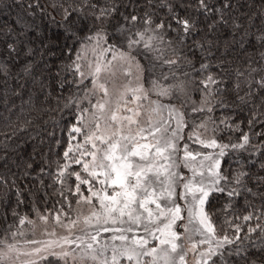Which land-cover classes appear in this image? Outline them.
Segmentation results:
<instances>
[{"label":"trees","instance_id":"trees-1","mask_svg":"<svg viewBox=\"0 0 264 264\" xmlns=\"http://www.w3.org/2000/svg\"><path fill=\"white\" fill-rule=\"evenodd\" d=\"M208 4L212 10L205 13L197 10L196 0H0V241L18 230L21 219L67 213L77 199L74 175L63 185L56 179L58 165L68 164L63 154L73 137L71 129L80 110L87 107V83L79 82L77 73L69 70L76 48L88 41L86 37L102 31L107 47L116 44L118 50L128 51L118 31L119 25H127L123 17L133 13L143 17L147 12L154 22H171L175 28L167 7L171 5L178 15L192 17L197 25L196 32L182 42L177 32L161 30L179 52L173 55L162 45V54L178 64L171 68L162 65L154 59L161 53L143 48L132 55L142 67L143 85L155 92L157 101L181 107L187 124L181 133V148L187 144L193 153L218 154L219 149L205 148L196 141L193 131L202 122L208 123L213 139L220 144L239 143L242 134L249 135L251 146L246 151L229 147L220 160L221 171L230 178L246 172L243 184L251 191L242 190L231 198L212 193L205 210L219 235L232 236L236 225L241 228L239 236L244 238L246 251L229 255L230 264H246L245 257L249 264H264V233L259 228L249 231L257 224L264 227V118L248 124L253 112L264 111V92L255 83L264 77V0H208ZM90 5L115 6L117 11L102 23L95 18L98 8ZM65 9L77 10L71 17L75 21L73 39H65ZM143 27L139 20L133 31ZM8 44L16 51H10ZM29 48L35 55H27ZM201 63L210 65L207 71L200 70ZM27 65L31 67L25 72ZM209 74L219 81L210 86L212 95L201 83ZM178 82L187 85L185 95L175 91L170 96L158 95V90ZM250 89L254 96H246ZM189 93L203 100L204 111L194 112L186 104ZM239 97L249 103H242ZM68 172L81 173L73 164ZM69 187L72 192L67 191ZM246 215L252 219L243 220ZM218 264H224V259Z\"/></svg>","mask_w":264,"mask_h":264},{"label":"snow or ice","instance_id":"snow-or-ice-1","mask_svg":"<svg viewBox=\"0 0 264 264\" xmlns=\"http://www.w3.org/2000/svg\"><path fill=\"white\" fill-rule=\"evenodd\" d=\"M90 6L98 8L97 5ZM196 6L197 10L205 13L212 10L208 0H196ZM29 7L32 5L30 4ZM167 7L172 13L171 20L177 27L174 28L171 22L166 23L163 20L159 23L154 22L152 15L147 12L143 17L135 13L124 16L123 19L131 27L122 24L119 25L118 31L125 38L128 51H119L116 44H111L104 49V52L111 53L113 60L131 62L135 59L132 55L133 51L138 52L140 48H143L149 52L161 53L154 57L160 61V64H166L170 68L176 66L178 64L176 59H166L161 52V46L166 45L173 55H179L178 49L173 47L170 41H166L165 34L161 30L177 32L182 42L185 36H192L196 32L197 25L192 17L178 15L171 5ZM75 11L77 10L73 9L69 12L65 9L63 25L67 34L65 39H73L76 35L73 32L75 21L71 19ZM116 11L115 6L99 7L95 18L102 23L106 22ZM139 20H143V29L133 31V27ZM105 35L102 31H98L85 39L95 40L99 45L100 40L105 39ZM105 43H107L106 39ZM198 47L203 49L204 45L198 44ZM7 48L12 52L16 51L13 44H8ZM27 55L32 56L35 53L29 48ZM80 59L81 56L78 54L77 59L69 66V70H73L83 78L84 73L77 62ZM30 67L27 65L25 72H28ZM209 67L207 63L200 64V70L207 71ZM100 72L101 67L97 64L95 71L91 73L93 89H98L104 96H108L105 84L97 83ZM172 75L176 78L174 72ZM162 78L168 77L162 76ZM201 83L205 89L209 90L208 94L212 95L210 86L218 84L219 81L209 74ZM255 83L264 92V77ZM90 91L95 95V91ZM138 91L141 89L131 90L133 102L141 99L136 95ZM173 91L184 92L183 82L160 89L158 95L170 96ZM215 91L218 93L219 89ZM254 95L251 89L246 94V96ZM144 98L146 99L147 96L145 95ZM239 99L242 103H249L245 97H239ZM70 102L77 105L80 103L75 100ZM88 103L95 111H90L87 107L82 108L78 117L80 126H73L71 129L73 133L83 135V142L70 144L63 154L66 159H69L72 153L70 158L72 163L81 164L83 172L87 173V178L82 177L79 172H68L70 165L65 163L62 166L58 165L59 173L56 179L63 185L70 176H75L78 183L75 184L73 194L79 196L77 203H85L92 207L90 215L84 217V224L87 228L93 229L95 234L86 229H81L80 234H77L73 229L77 227L79 219L69 218L62 221V213L56 214L54 222L64 228L67 235L48 241L41 248H36L34 251L37 254L50 249L46 255L40 257L41 260L47 261L48 264H58V262L86 264L88 261L92 264H122V261H127L128 264H187L186 257L191 252L196 256V264H218L221 258L224 259V264H230L227 260L229 255H241L246 251L244 238L239 236L240 226H235V233L232 236L219 235L211 214L205 210V205L212 193L226 194L231 198L241 195L242 190L251 191L243 184L247 173L241 171L230 178L221 171L220 160L226 154L225 149L229 147L233 150L246 151L251 146L248 134H242L241 142L231 145L220 144L216 139L205 141L196 136V141L203 147L219 149V152L215 157L211 154L193 153L188 149L187 144L182 148L179 144V141L183 139L182 130L187 126L184 114L171 105L154 102L152 111L159 116L154 124L150 121L148 127L140 126L134 119V116H139L140 112L139 110L134 112L131 108L126 109L130 115L120 117L118 107L109 117L110 121L116 124V130L106 135H98L99 121L103 118L102 114L106 111L107 104L99 100L96 103L88 100ZM204 110L203 108L193 109L194 112ZM207 110L212 111L210 107ZM85 113L91 116L89 123H85ZM261 118H264V111L259 115L253 112L252 118L248 121L249 126ZM112 123L107 125L108 129L112 128ZM90 124L94 125L95 130L90 129ZM134 124L137 125V131L124 132V127L127 126L130 129V126ZM195 127L205 128L206 126L201 123ZM181 151L183 156H180ZM84 157L91 159L85 161ZM197 157L200 159L197 160ZM205 161L210 163L205 164ZM181 163L191 170L190 177L184 178L177 171ZM96 183H99L100 188H95ZM80 185H89V196L83 195ZM178 188L181 189L179 193ZM67 191L72 192L73 189L69 187ZM60 194L63 195L64 192L61 191ZM178 199L184 202L183 206L177 202ZM41 219L47 222L48 218L41 216ZM251 219V215L243 217L245 221ZM24 222V219L20 220L21 224ZM257 228L264 233V227L259 224L250 228L249 231L255 232ZM101 233L112 235L101 241ZM50 235L56 234L53 231ZM30 243L41 242L30 241ZM261 243H264V240ZM8 247L11 249L14 245ZM56 248L60 251H56ZM49 256L53 259L49 260ZM245 261L249 264L246 257Z\"/></svg>","mask_w":264,"mask_h":264},{"label":"rangeland","instance_id":"rangeland-1","mask_svg":"<svg viewBox=\"0 0 264 264\" xmlns=\"http://www.w3.org/2000/svg\"><path fill=\"white\" fill-rule=\"evenodd\" d=\"M107 48L105 44V40L101 39L99 45H97L95 40L87 41L86 43L78 46L76 48V51L74 52V60L77 59V55L79 54L81 56V59L77 61L80 66L81 70L84 73V77L81 78V76L77 73V79L80 82L86 81L87 88H88V100H91L92 103H96L98 100L105 102L107 104L106 111L102 114L103 118L99 121L100 123V130L97 133L98 135H106L111 131L116 130V124L112 123L109 119V117L112 114V111L117 109L119 107L118 116L123 117L130 115L126 111L127 108L133 109L135 112L136 110H139L140 115L134 116V119H136L139 122L140 126L148 127L149 122L155 123L159 116L155 113H153L152 108L154 107V102L157 101V97H155V92L149 90L148 88H145L143 85V76H142V67L138 63L137 59L135 58L133 61L129 62L126 60H113L112 54L108 52H104V49ZM122 51V50H119ZM99 64L101 67V72L99 73V80L97 83H104L105 86L108 89V96H104L103 92L99 91L98 89H93V76L91 73L95 71L96 65ZM81 82V83H82ZM187 85L184 84V91L186 89ZM132 89H141V91H138L136 93L137 96L141 97L140 100L133 102L132 101ZM90 90L95 91V95L92 94ZM159 92V90H158ZM187 93V92H186ZM185 92H182V95L186 94ZM190 94V93H189ZM147 96L145 99L144 96ZM190 94L189 98L187 99L186 104L192 108H204L203 107V100L200 98H194ZM87 100V108L90 109V111H95L92 109V105L88 103ZM159 103V102H158ZM175 108L179 109L180 112H183L180 106H176ZM81 113L78 114L76 118V123L74 126L79 127L78 124V117ZM85 123H89L91 120V116L89 113H85ZM109 123H112V128L108 129L107 125ZM206 127L200 128L196 127L193 131V135L199 136L202 140H210L213 139L212 133L209 130L208 123L202 122ZM174 124V121H173ZM201 124V123H200ZM199 124V125H200ZM90 129L95 130L94 125L90 124ZM124 132L127 133L129 130L132 132L137 131V125H131L130 129L129 127H124ZM73 137L75 139L71 140V145H75L78 143L83 142V135L73 133ZM97 143H99L97 141ZM69 144V146H70ZM68 146V147H69ZM67 147V149H68ZM66 149V150H67ZM72 153H70V158L72 157ZM206 155V154H205ZM183 156V153H182ZM214 157L216 155H213ZM69 158L68 164L75 165L79 167V171L82 174V177L87 178V173L83 172L82 165L81 164H75L72 163L71 159ZM85 161L90 160V157H84ZM198 160V159H197ZM210 163L209 161H205V164ZM181 167V168H180ZM180 167L177 169V171L180 173L181 176L184 178H188L192 175V172L189 168H186L181 163ZM181 169V172H180ZM90 179V178H89ZM89 185H82L81 186V192L84 196H89L90 193L88 192ZM95 188H100L99 183L95 184ZM181 191L180 188L177 189V192L179 193ZM76 201L73 204L72 209L69 210V212H56V213H47L42 215H37L33 217L30 220H25L23 224L19 223L18 230L14 231L7 239H3L0 241V263L1 264H41L43 260L40 259L42 255H46L50 249H45L41 253L37 254L34 250L36 248L43 247V244L47 243L48 241L57 240L59 237L67 235V232L64 228L60 227L54 222V216L56 214H61V220L66 221L69 218L72 219H79V223L75 229H73L74 232L77 234H80L81 229H86L87 231L93 232L95 234L93 229L87 228L84 224V217L89 216L92 212V207L85 203H77V200L79 199V196L76 195ZM178 203H180L182 206L184 204L183 201L177 200ZM95 204V200L93 201ZM41 216H46L47 222L43 221L41 219ZM30 221V222H29ZM186 222V221H185ZM55 232V236L50 235L52 232ZM112 235L111 233H101L100 239L103 241L105 238ZM30 241H38L41 243H30ZM117 243H119L117 241ZM9 245H14V248H9ZM187 247V246H186ZM56 251H60L59 248L55 249ZM51 257V256H49ZM146 260L148 258H145ZM187 264H196V256L189 252L187 257ZM86 263H92L91 261H88ZM122 264H128L127 261H122Z\"/></svg>","mask_w":264,"mask_h":264}]
</instances>
